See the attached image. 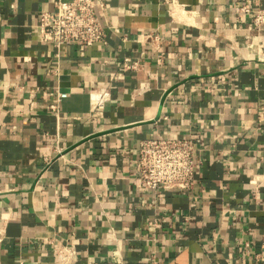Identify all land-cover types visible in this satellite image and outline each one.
<instances>
[{
	"label": "crops",
	"instance_id": "crops-1",
	"mask_svg": "<svg viewBox=\"0 0 264 264\" xmlns=\"http://www.w3.org/2000/svg\"><path fill=\"white\" fill-rule=\"evenodd\" d=\"M56 1L0 0V264H264L256 0H103L59 50ZM191 136L194 188L143 190L140 142Z\"/></svg>",
	"mask_w": 264,
	"mask_h": 264
},
{
	"label": "built area",
	"instance_id": "built-area-1",
	"mask_svg": "<svg viewBox=\"0 0 264 264\" xmlns=\"http://www.w3.org/2000/svg\"><path fill=\"white\" fill-rule=\"evenodd\" d=\"M254 26H264V9L256 0ZM106 9L103 0H57L53 11H45L39 17V33L42 42L52 44L59 50L65 44L91 47L105 43L106 27L97 15V9ZM241 12L249 13L247 6ZM162 58V57H161ZM160 58V61L162 59ZM139 63H125V69H135ZM62 94L50 108L59 112ZM32 104V102H31ZM200 139L156 138L143 139L139 144L137 175L143 190L161 194L162 190L191 191L196 183L197 144ZM24 264V263H21Z\"/></svg>",
	"mask_w": 264,
	"mask_h": 264
}]
</instances>
